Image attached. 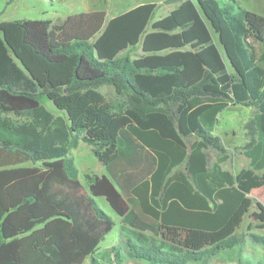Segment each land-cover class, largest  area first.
<instances>
[{"label": "trees", "instance_id": "16d2710c", "mask_svg": "<svg viewBox=\"0 0 264 264\" xmlns=\"http://www.w3.org/2000/svg\"><path fill=\"white\" fill-rule=\"evenodd\" d=\"M156 8L144 2L109 19L104 9L81 11L57 24L0 21V149L34 163L0 167V264H61L62 242L78 263L93 264H210L247 240L264 249V235L237 234L246 215L264 229V204L248 196L264 186L257 14L236 0H180L150 23ZM139 44L145 55H120ZM102 85L128 94V104L110 103ZM41 97L66 121L54 124ZM229 103L254 108L249 163L236 173L222 167L228 153L212 133ZM77 135L109 176L80 181L68 148ZM207 149L218 152L211 166ZM127 171L133 188L120 192L115 182ZM96 197L125 236L104 250L116 222Z\"/></svg>", "mask_w": 264, "mask_h": 264}, {"label": "rangeland", "instance_id": "374dc122", "mask_svg": "<svg viewBox=\"0 0 264 264\" xmlns=\"http://www.w3.org/2000/svg\"><path fill=\"white\" fill-rule=\"evenodd\" d=\"M155 1L157 8L152 16L150 23L164 15H166L180 0H0V21L12 19H46L51 24L62 22L68 15L81 11H90L95 8H103L107 12V17L130 8L136 3H144ZM220 3L222 0H218ZM237 3L257 14V19L254 20V25L264 32V0H236ZM150 29V24L146 31ZM146 53L142 51L141 45L124 50L120 53L121 56H128L130 59H136ZM264 65V64H263ZM107 98V100L117 105L119 103L128 104L130 96L128 94H117L112 85H102L98 87ZM41 105L52 116L54 124L58 118L66 121L65 113L59 110L52 101L41 97ZM254 113V108L239 104L229 103L218 115L217 123L213 129V135L218 136L221 143L227 150L228 158L221 165L233 173L238 172L241 168L247 167L249 159L243 154V146L249 140V134L245 129V124ZM15 120H30L27 116L10 115ZM69 155L73 158L75 165L78 168V177L85 185V174H100L106 169L98 161L92 151V146L86 143L80 135L70 137ZM208 155L209 166L215 161L218 152L214 149L206 150ZM40 163H35L39 165ZM34 165L30 160H25L16 153L6 152L0 149V167L12 166H31ZM248 196L254 201H260L264 204V186L253 189ZM98 205L108 213L116 223L119 222V216L110 208L107 202L102 197H96ZM254 208H252L253 210ZM256 233L264 235V229L258 226L256 221H253L250 215H246L241 227L237 230V234ZM118 231V225L108 233L105 239L100 244V250L110 247L113 244H118L121 239H124ZM61 264H93L90 257L85 258L82 263H78L70 249L64 242L61 244L60 250ZM241 261V262H240ZM248 261L250 264H264V249L256 244L246 241L242 249L239 247L226 249L213 257L210 264H242ZM134 264H146L144 260H134ZM100 264H103L100 261ZM132 264V263H131ZM197 264V263H189ZM199 264V263H198Z\"/></svg>", "mask_w": 264, "mask_h": 264}, {"label": "crops", "instance_id": "0c3cea01", "mask_svg": "<svg viewBox=\"0 0 264 264\" xmlns=\"http://www.w3.org/2000/svg\"><path fill=\"white\" fill-rule=\"evenodd\" d=\"M138 4H140V3H138ZM136 5H137V3H136ZM133 6H135V5H133ZM133 6H131V7H133ZM95 9H103V8H95ZM94 10V9H93ZM105 10V9H104ZM89 11V10H88ZM91 11V10H90ZM124 11V10H123ZM119 13V12H118ZM106 14H107V12H106ZM115 14H117V13H115ZM115 14H113V15H111L109 18H111L112 16H114ZM108 17H107V19H109ZM103 166V165H102ZM104 167V166H103ZM132 172L131 171H127L125 174H124V176H120V173L118 174V177H117V179H119L120 180V182H121V185H118V183L116 184V182H115V185L117 186V188H118V190L120 191V192H124V190L122 189V188H126V190L128 191V192H130L131 190H132V188H133V185H132V183H133V181L134 180H132V178H131V176H129L130 174H131ZM97 175H99V176H101V175H106V176H109L108 175V173H107V171H105V172H102V173H100V174H97ZM128 178L130 179L129 181H128ZM260 188V187H259ZM129 196H132V195H129ZM128 195H127V197H129ZM102 198H104V197H102ZM136 198V197H135ZM104 200H105V198H104ZM106 201V200H105ZM107 202V201H106ZM107 204H108V202H107ZM109 205V204H108ZM110 206V205H109ZM130 207H132V205H130ZM110 208H111V206H110ZM112 209V208H111ZM137 210H140V208H138L137 207ZM149 216V215H148ZM116 222V221H115ZM120 224H121V218L119 217V222H117L116 223V225H118V226H120Z\"/></svg>", "mask_w": 264, "mask_h": 264}]
</instances>
